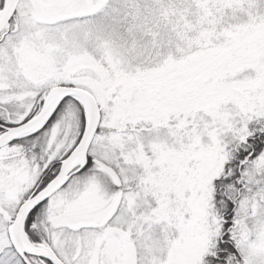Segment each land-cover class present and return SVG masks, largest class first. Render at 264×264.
I'll return each instance as SVG.
<instances>
[{"label":"snow or ice","instance_id":"snow-or-ice-1","mask_svg":"<svg viewBox=\"0 0 264 264\" xmlns=\"http://www.w3.org/2000/svg\"><path fill=\"white\" fill-rule=\"evenodd\" d=\"M0 264H264V0H0Z\"/></svg>","mask_w":264,"mask_h":264}]
</instances>
